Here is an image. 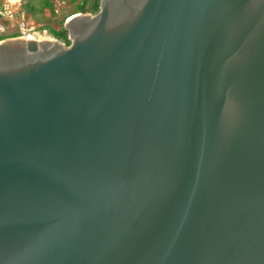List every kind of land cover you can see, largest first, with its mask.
Wrapping results in <instances>:
<instances>
[{
  "label": "water",
  "instance_id": "water-1",
  "mask_svg": "<svg viewBox=\"0 0 264 264\" xmlns=\"http://www.w3.org/2000/svg\"><path fill=\"white\" fill-rule=\"evenodd\" d=\"M66 30L0 42V264H264V0Z\"/></svg>",
  "mask_w": 264,
  "mask_h": 264
},
{
  "label": "rangeland",
  "instance_id": "rangeland-1",
  "mask_svg": "<svg viewBox=\"0 0 264 264\" xmlns=\"http://www.w3.org/2000/svg\"><path fill=\"white\" fill-rule=\"evenodd\" d=\"M101 2L102 0H0V10L9 6L14 12L12 20H4L8 28L0 33V42L22 38L19 24L23 21L21 14L24 12L26 19L36 25L41 37H49L52 41L70 47L72 40L66 30V22L74 16H96L101 10Z\"/></svg>",
  "mask_w": 264,
  "mask_h": 264
},
{
  "label": "built area",
  "instance_id": "built-area-1",
  "mask_svg": "<svg viewBox=\"0 0 264 264\" xmlns=\"http://www.w3.org/2000/svg\"><path fill=\"white\" fill-rule=\"evenodd\" d=\"M14 12L9 8V6L5 7L4 9L0 10V33L6 31L8 26L5 24L4 20H12L14 17ZM23 21L19 24L20 33L23 39H32L34 41L42 38H49V37H41L37 32V27L35 24L26 19V14L22 12L21 14ZM46 34V31L43 32Z\"/></svg>",
  "mask_w": 264,
  "mask_h": 264
},
{
  "label": "bare ground",
  "instance_id": "bare-ground-1",
  "mask_svg": "<svg viewBox=\"0 0 264 264\" xmlns=\"http://www.w3.org/2000/svg\"><path fill=\"white\" fill-rule=\"evenodd\" d=\"M43 39H49V38L38 39V40H36V42H38L39 40H43ZM27 40L34 41V40H32L31 38H30V39H27ZM50 40H51V39H50Z\"/></svg>",
  "mask_w": 264,
  "mask_h": 264
},
{
  "label": "crops",
  "instance_id": "crops-1",
  "mask_svg": "<svg viewBox=\"0 0 264 264\" xmlns=\"http://www.w3.org/2000/svg\"><path fill=\"white\" fill-rule=\"evenodd\" d=\"M6 40V39H5Z\"/></svg>",
  "mask_w": 264,
  "mask_h": 264
}]
</instances>
